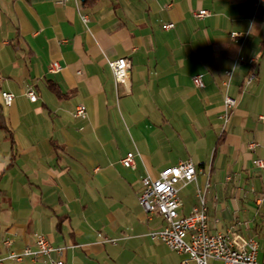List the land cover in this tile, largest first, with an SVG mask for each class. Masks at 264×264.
<instances>
[{
    "label": "crops",
    "instance_id": "crops-1",
    "mask_svg": "<svg viewBox=\"0 0 264 264\" xmlns=\"http://www.w3.org/2000/svg\"><path fill=\"white\" fill-rule=\"evenodd\" d=\"M84 1L0 0L4 264H48L7 259L34 249L36 234L63 248L65 264H180L181 255L150 239L162 220L148 217L139 197L142 179L187 160L206 177L179 189V215L207 183L211 228L216 214L229 219L220 231L240 214L239 230L254 236L251 225L264 216V174L253 165L264 154V3L255 10L254 0ZM200 10L209 16L195 18ZM168 23L174 29H162ZM119 58L131 65L126 86L107 64ZM52 63L59 72H49ZM195 75H203L201 90ZM2 92L14 96L11 105ZM77 107L83 118L73 116ZM250 142L260 147L249 151ZM129 152L133 169L121 164Z\"/></svg>",
    "mask_w": 264,
    "mask_h": 264
},
{
    "label": "built area",
    "instance_id": "built-area-1",
    "mask_svg": "<svg viewBox=\"0 0 264 264\" xmlns=\"http://www.w3.org/2000/svg\"><path fill=\"white\" fill-rule=\"evenodd\" d=\"M68 1L60 0L61 4ZM264 0H254L253 8L258 10ZM209 16L206 10L194 13V17L201 19ZM86 20L85 17H82ZM162 29H174L172 23L163 24ZM232 38H241L239 33H232ZM114 81L117 85L126 86L129 83L130 62L127 58H119L108 61ZM61 69L58 63H52L49 68L50 73H57ZM253 78V76L251 77ZM248 79V81L251 80ZM192 85L196 89L204 88L203 75H195L191 79ZM25 95L31 103L36 101V94L31 87H27ZM3 104L9 106L14 101V96L8 92L1 93ZM224 105L231 108L235 101L231 97L224 99ZM73 116L83 118L85 111L82 107H77ZM260 145L256 142L247 144L249 151H256ZM135 155L127 153L121 160L123 167L133 169ZM253 165L258 173L264 174V154L253 161ZM197 171L194 164L187 161H180L177 165L170 167L158 175L156 179L146 177L142 179V191L139 197V205L142 211L148 216L157 215L162 220V228L149 234L152 241L164 244L170 251L179 255H185L180 264H264L259 262V244L254 236H244L239 230L240 223H236L224 231H217L211 228L205 203V191L209 188L206 185L196 190L197 205L194 206L187 216L179 215L181 206L178 198V191L181 187L195 182ZM229 181V178H225ZM264 198V191L260 195ZM108 242H113L108 240ZM6 247L10 242L3 241ZM64 250L61 247L52 246L47 239L40 234L34 235V249L23 248L20 252H11L7 259L20 263L25 259L32 262L45 260L48 264H65L63 260ZM5 258H0V264H4Z\"/></svg>",
    "mask_w": 264,
    "mask_h": 264
},
{
    "label": "rangeland",
    "instance_id": "rangeland-1",
    "mask_svg": "<svg viewBox=\"0 0 264 264\" xmlns=\"http://www.w3.org/2000/svg\"><path fill=\"white\" fill-rule=\"evenodd\" d=\"M198 175V174H197ZM206 177V173L204 172V176L202 177V175H198L197 176V179H198V184L199 185H201V183H202V179L203 178H205ZM204 181H205V179H204ZM204 181H203V183H204ZM189 186V185H188ZM194 186H190L188 189H191V191H193L194 189H192ZM232 203H234V201H232L231 200V203L229 204V206H231L230 208H231V211L233 212L234 211V209H236L235 208V206L232 204ZM239 207V206H238ZM244 215L242 216V215H238V222L240 223V227H242V225L244 224V222L242 221L243 219H244ZM246 218V217H245ZM212 219H213V221H215V220H217V222L218 223H216V228H217V230H223V226H224V224L225 223H227V222H229L228 220L229 219H227L226 217H224V216H221L220 214L218 215V214H216L215 215V217L214 216H212ZM261 220H262V222H261V224L260 225H262V226H264V216L262 215V218H261ZM254 225H256L255 223H253L251 226L253 227ZM255 239H256V241L258 242V244H259V254H258V260H259V262H263L264 261V241L260 238V237H258L257 235H255ZM164 245V244H163ZM181 257H182V259L183 258H185V255H181Z\"/></svg>",
    "mask_w": 264,
    "mask_h": 264
},
{
    "label": "trees",
    "instance_id": "trees-1",
    "mask_svg": "<svg viewBox=\"0 0 264 264\" xmlns=\"http://www.w3.org/2000/svg\"><path fill=\"white\" fill-rule=\"evenodd\" d=\"M87 1L88 0H85L83 3L87 2ZM90 1H94V0H90ZM0 131H5L6 133L8 132L6 127H5V124H4V117L1 113H0ZM9 142L12 145L13 141H12V137L10 135H9ZM3 198H4V194L0 190V211H1ZM251 232H252V234L257 235L258 237H260L264 241V226H262L260 224H256L251 229Z\"/></svg>",
    "mask_w": 264,
    "mask_h": 264
}]
</instances>
